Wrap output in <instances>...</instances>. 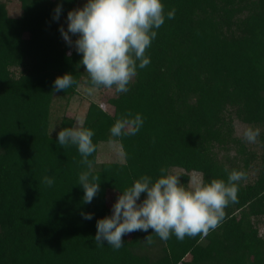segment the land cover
Here are the masks:
<instances>
[{"label": "trees", "instance_id": "1", "mask_svg": "<svg viewBox=\"0 0 264 264\" xmlns=\"http://www.w3.org/2000/svg\"><path fill=\"white\" fill-rule=\"evenodd\" d=\"M17 1L11 17L0 0V264H264V0H162L165 23L146 50L150 64L137 62L127 92L111 88V113L93 102L86 109L82 126L96 145L88 159L100 178L91 203L83 202L79 175L88 168L77 146L58 144L59 131L75 125L71 100L80 86L92 87L82 53L60 31L78 0ZM65 74L78 83L56 91ZM129 114L141 115L140 130L113 137ZM235 122L258 128L256 142L236 136ZM100 143H117L123 160L98 163ZM233 170L246 173L238 202L207 236L164 241L149 229L125 234L118 250L94 242L111 199L136 180L178 171L188 188L191 174L227 183Z\"/></svg>", "mask_w": 264, "mask_h": 264}, {"label": "clouds", "instance_id": "2", "mask_svg": "<svg viewBox=\"0 0 264 264\" xmlns=\"http://www.w3.org/2000/svg\"><path fill=\"white\" fill-rule=\"evenodd\" d=\"M61 11L62 5H58L56 19ZM174 15L175 9L167 13L169 19ZM67 19V31L63 27L60 31L69 45L73 43L69 33L79 36L75 46L77 52L82 53L80 63L90 77L92 87L87 89L88 93L92 94L100 87H115L117 92H127L137 74V62L141 69L150 64L145 53L157 36L154 29L165 23L164 4L162 0H88L83 8L70 11ZM77 83L71 74H65L55 80V90H66ZM143 122L141 115L133 118L129 114L115 122L111 135H134ZM77 125L59 131L58 144L61 147L77 146L83 157L81 163L88 168L79 175V185L85 192L83 202L91 203L100 190V183H96L100 178L92 175V161L88 159L96 151L92 139L94 132L84 128L79 120ZM259 135L258 128H247L243 138L255 143ZM160 171L164 173L166 169ZM245 178L246 173L233 170L227 183L214 179L208 184L198 181L194 187L186 188L179 175H161L154 183L151 177L144 176L122 192L113 205L111 216L97 222L94 242L103 244L107 241L118 250L123 247L125 234L148 232L149 229L164 241L173 234L181 241L186 236H207L220 226L229 204L238 202L237 183ZM44 183L51 186L54 180L45 177ZM142 193L147 196L138 203ZM83 215L91 220L93 214ZM144 242L153 244L152 235Z\"/></svg>", "mask_w": 264, "mask_h": 264}, {"label": "rangeland", "instance_id": "3", "mask_svg": "<svg viewBox=\"0 0 264 264\" xmlns=\"http://www.w3.org/2000/svg\"><path fill=\"white\" fill-rule=\"evenodd\" d=\"M7 1V10L11 17H17L20 13V7L19 2L17 0H4ZM88 2V0H78V3L76 5V9L83 8L84 5ZM68 14L64 15L60 23L62 24L63 28L67 31L68 28ZM71 34V33H70ZM72 38V47L76 50L75 41L79 38L78 34L73 35L71 34ZM90 87L86 86H80L78 89V95L74 97L70 104L69 109L67 112V116L74 118L75 125L74 127H77V121L79 120L81 123L83 122V118L86 112V109L89 105V103H97L98 105L102 106L107 112L111 113L113 110L112 107H110L107 104V99L112 95L111 89L106 90H98L96 89L92 94H89L87 89ZM65 101V100H64ZM248 127L239 123L235 122V134L236 136H243L244 131ZM123 160V156L121 154L120 146L117 143H100L98 146V157L97 162L103 163V162H121ZM178 171L174 173L175 175H178ZM251 178L253 179L255 176V173L252 172ZM190 181L188 184V188L194 187L196 182H200V175L191 174L190 175ZM118 198L113 197L111 200L116 203ZM139 203V202H138ZM258 230L259 235L264 238V218L260 220V223L258 224Z\"/></svg>", "mask_w": 264, "mask_h": 264}]
</instances>
